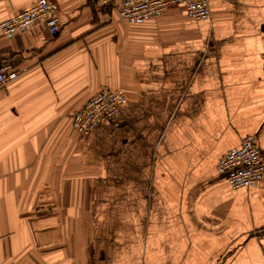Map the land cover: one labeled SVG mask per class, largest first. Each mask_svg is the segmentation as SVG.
Wrapping results in <instances>:
<instances>
[{"label":"crops","instance_id":"0c3cea01","mask_svg":"<svg viewBox=\"0 0 264 264\" xmlns=\"http://www.w3.org/2000/svg\"><path fill=\"white\" fill-rule=\"evenodd\" d=\"M36 0H0V21ZM61 28L0 33V264H264V174L217 170L242 137L264 152V0H210L130 22L120 0H53ZM102 87L117 118L72 114Z\"/></svg>","mask_w":264,"mask_h":264},{"label":"built area","instance_id":"2783aa9c","mask_svg":"<svg viewBox=\"0 0 264 264\" xmlns=\"http://www.w3.org/2000/svg\"><path fill=\"white\" fill-rule=\"evenodd\" d=\"M173 5H182L187 14L196 19L212 16L210 0H120L116 6L121 19L137 22L158 17ZM59 9L58 3L53 0H36L0 21V33L11 37L37 23L46 24L51 33H56L61 28ZM262 58L264 67V53ZM17 74L9 65L0 66V86L6 85ZM125 101L124 90L102 87L83 107L72 114L73 128L81 137H85L99 124L115 120ZM217 170L224 175L232 188L257 185L264 174V152L259 147L256 136L242 137L239 146L228 150L218 161Z\"/></svg>","mask_w":264,"mask_h":264}]
</instances>
